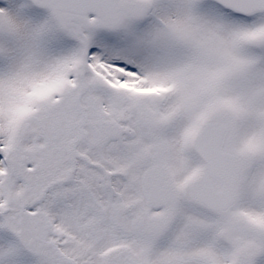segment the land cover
<instances>
[{"label":"snow or ice","instance_id":"obj_1","mask_svg":"<svg viewBox=\"0 0 264 264\" xmlns=\"http://www.w3.org/2000/svg\"><path fill=\"white\" fill-rule=\"evenodd\" d=\"M0 264H264V0H0Z\"/></svg>","mask_w":264,"mask_h":264}]
</instances>
